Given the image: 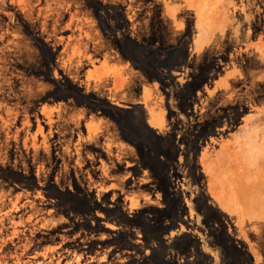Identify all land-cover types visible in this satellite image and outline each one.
<instances>
[{"label": "rangeland", "instance_id": "1", "mask_svg": "<svg viewBox=\"0 0 264 264\" xmlns=\"http://www.w3.org/2000/svg\"><path fill=\"white\" fill-rule=\"evenodd\" d=\"M0 264H264V0H0Z\"/></svg>", "mask_w": 264, "mask_h": 264}, {"label": "bare ground", "instance_id": "2", "mask_svg": "<svg viewBox=\"0 0 264 264\" xmlns=\"http://www.w3.org/2000/svg\"><path fill=\"white\" fill-rule=\"evenodd\" d=\"M261 174V173H260ZM262 178V177H261ZM234 194V193H233ZM234 199H235V197H234ZM239 199V198H238ZM246 200V199H245ZM245 217V216H244ZM247 217V216H246ZM250 218H251V216H250ZM253 219V218H252ZM245 222V221H244Z\"/></svg>", "mask_w": 264, "mask_h": 264}]
</instances>
